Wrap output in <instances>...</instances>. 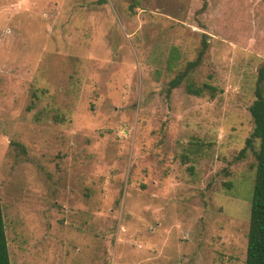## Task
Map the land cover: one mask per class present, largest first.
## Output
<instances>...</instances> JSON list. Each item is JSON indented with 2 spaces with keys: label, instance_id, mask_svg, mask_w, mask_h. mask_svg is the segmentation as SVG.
Here are the masks:
<instances>
[{
  "label": "rangeland",
  "instance_id": "obj_1",
  "mask_svg": "<svg viewBox=\"0 0 264 264\" xmlns=\"http://www.w3.org/2000/svg\"><path fill=\"white\" fill-rule=\"evenodd\" d=\"M262 64L264 0H0L11 264H245Z\"/></svg>",
  "mask_w": 264,
  "mask_h": 264
},
{
  "label": "trees",
  "instance_id": "obj_2",
  "mask_svg": "<svg viewBox=\"0 0 264 264\" xmlns=\"http://www.w3.org/2000/svg\"><path fill=\"white\" fill-rule=\"evenodd\" d=\"M133 6H131L132 8ZM206 50V43L195 60L187 62L184 69L178 72L168 83L166 96H169L173 89L184 83L187 93L194 96L209 94L214 97L217 88L209 83L197 85L188 76L202 62L203 53ZM249 113L253 123L250 136L246 139L245 146L238 152V159L246 156L251 150L255 157V176L251 194V207L249 218V230L247 235V249L245 264H264V64L257 70V78L254 89V100L249 106ZM258 141V148L254 143ZM0 264H11L6 228L2 205L0 203Z\"/></svg>",
  "mask_w": 264,
  "mask_h": 264
}]
</instances>
